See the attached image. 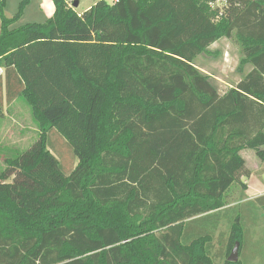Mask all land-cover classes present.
Returning <instances> with one entry per match:
<instances>
[{
    "label": "trees",
    "instance_id": "1",
    "mask_svg": "<svg viewBox=\"0 0 264 264\" xmlns=\"http://www.w3.org/2000/svg\"><path fill=\"white\" fill-rule=\"evenodd\" d=\"M31 1L10 19L0 0V118L22 100L39 128L0 173V264H242L228 260L246 225L231 198L247 190L241 152L264 159V0H99L82 14L52 0L45 23L13 28ZM223 38L252 70L222 95L195 61ZM250 203L264 213V197Z\"/></svg>",
    "mask_w": 264,
    "mask_h": 264
},
{
    "label": "rangeland",
    "instance_id": "2",
    "mask_svg": "<svg viewBox=\"0 0 264 264\" xmlns=\"http://www.w3.org/2000/svg\"><path fill=\"white\" fill-rule=\"evenodd\" d=\"M73 1L77 0H71L70 2L73 4ZM97 1L99 0H79V7L75 10L81 14L94 6ZM106 1L109 3L113 2V0ZM21 2L22 0H7L6 17L13 18L18 12ZM221 5L222 3L219 4V6ZM53 11L54 4L52 0H32L31 4L26 8L24 16L13 28L32 23H45L53 16ZM243 58L240 44L236 40L223 38L211 46L210 54L200 55L195 61V66L211 78L213 84L223 95L231 88L236 87L252 70L251 65L242 64ZM2 92L3 98H5V90L3 89ZM4 108V116L0 118V173L7 168V158L11 157L15 152L23 153L29 150L38 140L39 136V128L34 121L31 108L27 103L22 100H17L11 105H5ZM49 146L52 153L60 160L65 174L74 168L75 160L73 159L70 146L56 131H52L49 134ZM243 155L248 160V166L253 171H257V168L263 167L264 159H261L255 151L246 150ZM263 171L261 170L264 179ZM236 188L231 200L238 204H236L237 208L232 209L231 212L244 214L247 210H251L252 206H260V204L251 205L250 202L244 203L245 201L241 203L245 199V197L241 198L245 191L242 190L241 186ZM239 198L241 199L240 202ZM231 212L229 213V217L232 214ZM247 213L249 214L250 212L247 211ZM223 220L217 236L220 233H226L229 229L230 223L227 217ZM214 221L215 219H210L194 223L191 226L192 230H195L192 235L193 239L202 235L211 234V231L214 230ZM216 241L215 239L213 252L218 249Z\"/></svg>",
    "mask_w": 264,
    "mask_h": 264
},
{
    "label": "crops",
    "instance_id": "3",
    "mask_svg": "<svg viewBox=\"0 0 264 264\" xmlns=\"http://www.w3.org/2000/svg\"><path fill=\"white\" fill-rule=\"evenodd\" d=\"M262 149H264V147ZM244 151L241 152V156L246 161V167L250 171V176L248 178L242 179V182H244V184L247 186V190L244 192L245 195L243 194L241 197H245L241 203L244 201V203L252 202L264 197V179L263 174L261 173V170H264V163L263 167L257 168V171H253L248 166V160L243 155ZM240 200L241 199L239 198V202ZM231 202L232 205L238 204L234 201ZM242 215L244 217L242 220L246 224L244 225L245 245L241 251V254H239L238 261H240L242 264H264V213L253 216L245 212L244 214L242 213ZM246 221H248V223H246Z\"/></svg>",
    "mask_w": 264,
    "mask_h": 264
},
{
    "label": "water",
    "instance_id": "4",
    "mask_svg": "<svg viewBox=\"0 0 264 264\" xmlns=\"http://www.w3.org/2000/svg\"><path fill=\"white\" fill-rule=\"evenodd\" d=\"M75 9L79 7V0H77L75 3H74V6H73ZM239 248H240V244L239 243H236L230 257H229V261L230 262H238L239 260Z\"/></svg>",
    "mask_w": 264,
    "mask_h": 264
}]
</instances>
